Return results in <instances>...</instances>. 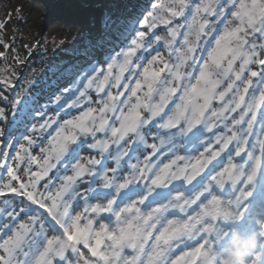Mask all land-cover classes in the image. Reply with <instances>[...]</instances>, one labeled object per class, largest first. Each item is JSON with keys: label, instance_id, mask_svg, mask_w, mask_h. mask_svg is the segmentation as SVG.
I'll use <instances>...</instances> for the list:
<instances>
[{"label": "snow or ice", "instance_id": "snow-or-ice-1", "mask_svg": "<svg viewBox=\"0 0 264 264\" xmlns=\"http://www.w3.org/2000/svg\"><path fill=\"white\" fill-rule=\"evenodd\" d=\"M181 17L182 23H173ZM161 24L167 26V36L155 35L154 41L163 42L167 58L157 51L146 66L134 63L140 59L138 50L152 46V41L146 43L147 32L138 31V38L107 64L106 72L93 67L95 74L83 77L86 83L64 89L74 97L70 103L61 104L62 97H55L61 110L66 104L79 109L78 115L67 113L71 118L62 123L49 117L38 126H26L32 134L21 133L13 142L26 119L45 116L47 106L25 102L22 118L14 115L7 135L0 128L7 149L15 148L12 156L0 151V197L5 198L0 214L13 221L20 213L28 218L14 231L8 220L0 224L11 232L0 242V264H209L210 259L227 264L219 253L235 229L264 238V0H157L141 27ZM4 27L0 22V29ZM0 83L10 85V79L0 78ZM91 91L103 94L98 107L92 106ZM20 100L17 96L14 105ZM7 119L0 108V120ZM53 124L55 135L41 147L43 156L33 155V135ZM154 130L158 134L152 139L159 143L149 142ZM205 133L213 134L208 144L218 146L206 147L207 155H177L162 167L152 162L166 144L174 147L177 134L197 144ZM230 146L236 157L246 160L236 163L229 152L222 171L201 176ZM83 150L95 155L85 160ZM61 161L64 173L72 171L62 179L57 169ZM53 169L58 187L45 180ZM86 177L92 179L81 192L78 182ZM176 181L192 185L195 195L178 191L169 199ZM214 186L239 195L226 198ZM160 200L167 203L152 207ZM146 201L148 210L143 211L140 206ZM78 202L79 212L73 209ZM192 205H197L195 215L188 214ZM98 218L106 222L98 223ZM45 221L55 235L43 230ZM185 240L200 242L171 260L174 246ZM249 264H264V244Z\"/></svg>", "mask_w": 264, "mask_h": 264}, {"label": "rangeland", "instance_id": "rangeland-1", "mask_svg": "<svg viewBox=\"0 0 264 264\" xmlns=\"http://www.w3.org/2000/svg\"><path fill=\"white\" fill-rule=\"evenodd\" d=\"M141 2L138 6L139 0H0V22L5 25L3 29H0V40L9 46L5 48L4 44H0V53H4L3 56H0V78L10 79V85H15L12 91L7 85H5L6 87L0 85V108L4 110L5 115L9 117L10 109L6 101H10V98L15 100L17 96L21 98L20 104L14 105L12 108V110L14 109L13 116L16 115L17 118L22 116L25 102L34 104L36 107L47 106L45 113L53 119H61V123L66 119H70L71 115H78L80 110L67 118H61L60 112L62 110H57V112L53 110V105L56 104L55 97L61 96L62 100L66 99L70 103V97H74H68L64 89L86 83L83 77L94 75L93 67L103 68L106 72L105 64L110 63L119 53L130 47L131 41L138 38L136 35L138 31L147 32L146 43L152 41V46L148 51L138 50L137 57H140V59L136 60L134 58V63L146 66V62L157 51L167 58V48L163 45V42L158 44L154 41L155 35L167 36V26L161 24L155 29L140 26L143 18L157 0H141ZM191 2L196 4L203 2V0H191ZM60 3L61 5L58 6ZM185 14L188 15V12ZM183 19L181 17L173 23H182ZM115 23L131 30V33L128 34L125 40L118 37L114 38V42L111 45L108 44V48L102 45V53L94 51L96 47L98 49L99 41L105 37L106 31L110 30ZM124 32L120 31L119 33L121 35ZM90 51L92 53L94 51L93 55H95L91 59H87L84 54ZM102 55H107L105 58L106 63L102 62ZM76 63H79L77 70L70 77H65L67 76L65 72H69L70 68ZM252 67L259 70L256 65ZM138 70L136 71L138 72ZM141 71L142 68L139 72ZM125 77H128V75H125ZM133 78L136 77L133 76ZM45 89H48L47 93ZM90 94L93 101L92 106L98 107L96 101L100 98L94 97V91H91ZM41 122L37 121L35 116L28 119L21 130L14 134L13 142H15V137L21 133L32 134L30 131H25L26 126L32 124L38 126ZM5 127L6 122L0 120V128L4 129ZM44 131L33 135L36 143L40 142L42 144L41 147H46L52 136H45ZM151 136L154 137L157 134L152 132ZM212 138L213 136H210L206 140V144ZM173 141L174 147L169 149L167 144L164 147L162 159H168L165 156L166 151H170L173 157L174 155L183 154L180 135L177 134L173 137ZM6 142L0 139V151L2 149L3 151H9L10 156L14 155L15 148L12 150L7 149ZM20 143H26V141L21 140ZM36 143L31 147L34 148ZM192 146L191 143V155L200 156L199 150H194ZM40 149H36L37 154L43 156ZM229 152L233 153L234 151ZM81 156L87 160L91 155L83 150ZM121 166L124 167L123 163ZM23 167L21 165V169ZM64 174L71 175V169L69 168L67 173H60L61 179ZM59 182L58 179L55 180L57 187ZM87 184V179L83 180L82 183L78 182L79 190L83 192ZM3 201L4 199L0 201V207H5ZM74 204L76 206L75 210L82 209V202ZM22 216V213L17 216L18 219L14 223L15 227H18L20 223L27 222L28 218ZM5 220H8V218L0 214V224H3ZM12 222L14 221L8 220L9 224ZM6 230L7 228H0V233ZM44 231L49 236L55 235L46 226ZM3 240L0 236V242Z\"/></svg>", "mask_w": 264, "mask_h": 264}, {"label": "clouds", "instance_id": "clouds-1", "mask_svg": "<svg viewBox=\"0 0 264 264\" xmlns=\"http://www.w3.org/2000/svg\"><path fill=\"white\" fill-rule=\"evenodd\" d=\"M264 244V238L256 232L242 234L234 231L227 239V244L220 250V255L227 264H249V257ZM213 255H216L214 253ZM209 264H218L216 259H210Z\"/></svg>", "mask_w": 264, "mask_h": 264}, {"label": "bare ground", "instance_id": "bare-ground-1", "mask_svg": "<svg viewBox=\"0 0 264 264\" xmlns=\"http://www.w3.org/2000/svg\"><path fill=\"white\" fill-rule=\"evenodd\" d=\"M105 66H107V64H105ZM9 126L11 127L12 125L9 124ZM202 153H204V152L202 151ZM255 211L258 212V214H259V211H260V210H259V209H257V210L255 209ZM169 219H172V218H169Z\"/></svg>", "mask_w": 264, "mask_h": 264}]
</instances>
